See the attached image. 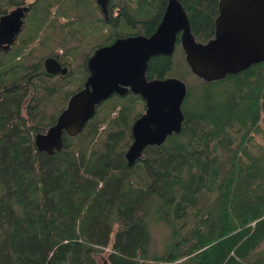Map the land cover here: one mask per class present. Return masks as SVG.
<instances>
[{"label":"trees","instance_id":"trees-1","mask_svg":"<svg viewBox=\"0 0 264 264\" xmlns=\"http://www.w3.org/2000/svg\"><path fill=\"white\" fill-rule=\"evenodd\" d=\"M180 1L195 38L213 36L218 0ZM166 3L108 0L107 19L96 0H0V15L30 7L0 48V264H264V147H251L264 122V60L218 80L197 76L196 92L185 82L180 131L132 164L125 151L144 101L130 91L64 133L61 149L35 146L83 85L91 51L150 34ZM53 55L66 73L45 70ZM172 66V55H152L146 75ZM158 223L168 229L161 254Z\"/></svg>","mask_w":264,"mask_h":264},{"label":"water","instance_id":"water-1","mask_svg":"<svg viewBox=\"0 0 264 264\" xmlns=\"http://www.w3.org/2000/svg\"><path fill=\"white\" fill-rule=\"evenodd\" d=\"M108 19V0H96ZM29 6L17 5L0 15V46L7 49L16 40ZM214 34L205 41L193 34L180 0H167L161 19L150 34L129 33L95 47L88 55V75L83 85L69 95L54 123L34 135L37 149L53 153L61 149L63 134L76 135L95 114L97 106L113 93L139 94L144 110L130 127L131 142L125 151L132 164L148 145H160L179 132L187 85L177 76L146 75L152 55H171L179 39L190 70L205 81L218 80L264 60V0H218ZM48 73L64 74L54 56L44 59Z\"/></svg>","mask_w":264,"mask_h":264},{"label":"rangeland","instance_id":"rangeland-1","mask_svg":"<svg viewBox=\"0 0 264 264\" xmlns=\"http://www.w3.org/2000/svg\"><path fill=\"white\" fill-rule=\"evenodd\" d=\"M172 58H173V66L167 72V75L177 76L185 80L186 83L191 84L194 92H196L200 86V84L198 83L199 78L188 68L187 63L185 61L184 51L180 43H177L175 45ZM261 127H262V133L253 134V143L251 147L253 149V153L255 154L258 153V149L256 146L260 145L264 147V122L263 121L261 122ZM102 128L103 126L100 127L101 130H103ZM158 224L154 226L152 225L153 235H154L152 248L157 253L161 254L165 250L164 239L166 238L168 229L164 224L162 223H158ZM98 258L100 259V256H98Z\"/></svg>","mask_w":264,"mask_h":264},{"label":"flooded vegetation","instance_id":"flooded-vegetation-1","mask_svg":"<svg viewBox=\"0 0 264 264\" xmlns=\"http://www.w3.org/2000/svg\"><path fill=\"white\" fill-rule=\"evenodd\" d=\"M19 5H24V4H19ZM27 5V4H26ZM15 6H17V5H15ZM15 6H13V7H15ZM184 6V5H183ZM12 7V8H13ZM11 8V9H12ZM185 8V7H184ZM165 9V8H164ZM10 10V9H9ZM164 11V10H163ZM187 12V11H186ZM3 14V13H2ZM162 16V15H161ZM25 18V17H24ZM107 18V17H106ZM109 18V17H108ZM161 19V18H160ZM160 21V20H159ZM23 25H24V23H23ZM23 25H22V27H23ZM22 29V28H21ZM21 29H20V31H21ZM155 30V29H154ZM20 31L18 32V34L20 33ZM153 32V31H152ZM136 33H140V32H136ZM18 34L16 35V39H17V36H18ZM120 36H124V35H120ZM118 37V36H117ZM116 38V37H115ZM177 40H179V39H177ZM203 41V40H202ZM205 41V40H204ZM179 43H180V41H179ZM12 44V43H11ZM177 44V41H176V43H175V45ZM104 45V44H103ZM181 45V44H180ZM0 48H3V47H1L0 46ZM174 49H175V47H174ZM183 49V48H182ZM174 52V51H173ZM173 54V53H172ZM171 54V55H172ZM185 55V54H184ZM54 56V55H53ZM57 56V57H56ZM56 56H54V57H56L57 59H58V61L61 63V65H65V64H63L60 60H59V57H58V55H56ZM186 61V60H185ZM187 63V62H186ZM43 65H44V60H43ZM45 68V67H44ZM76 91V90H75ZM114 94V93H113ZM126 94V93H125ZM48 127V126H47ZM46 128V127H45ZM44 128V129H45ZM43 130V129H42ZM42 130H40V131H42ZM38 132V131H37ZM36 133V132H35ZM35 135V134H34Z\"/></svg>","mask_w":264,"mask_h":264},{"label":"bare ground","instance_id":"bare-ground-1","mask_svg":"<svg viewBox=\"0 0 264 264\" xmlns=\"http://www.w3.org/2000/svg\"><path fill=\"white\" fill-rule=\"evenodd\" d=\"M118 94V93H117Z\"/></svg>","mask_w":264,"mask_h":264}]
</instances>
